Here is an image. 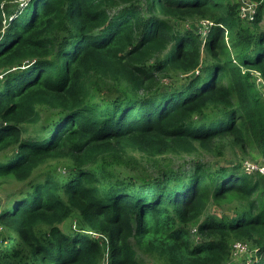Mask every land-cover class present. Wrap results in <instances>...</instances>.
I'll use <instances>...</instances> for the list:
<instances>
[{
    "label": "trees",
    "instance_id": "16d2710c",
    "mask_svg": "<svg viewBox=\"0 0 264 264\" xmlns=\"http://www.w3.org/2000/svg\"><path fill=\"white\" fill-rule=\"evenodd\" d=\"M250 1L252 24L232 0H0V72L18 70L0 85V184L25 185L0 210V264H234L238 243L264 264V173L202 159L234 148L264 167ZM202 21L205 37L179 26ZM142 163L153 176L109 169Z\"/></svg>",
    "mask_w": 264,
    "mask_h": 264
},
{
    "label": "rangeland",
    "instance_id": "374dc122",
    "mask_svg": "<svg viewBox=\"0 0 264 264\" xmlns=\"http://www.w3.org/2000/svg\"><path fill=\"white\" fill-rule=\"evenodd\" d=\"M23 3L21 5V8H23ZM6 17H4V22L6 23ZM211 24L209 21H202V22H191V23H180V27L183 29H193L196 31V33H202L203 32V37H205V34L207 33L209 26ZM264 24H260V26H263ZM15 71L18 70H13V71H8L6 73H1L0 74V85L3 83L4 77H6L10 73H14ZM190 78V76H176L171 79H165L164 83L167 84V87L170 86H176L179 83H183L187 81V79ZM261 83V81L259 82ZM263 93H264V87L259 86ZM168 90L170 89L169 87L167 88ZM134 156L138 158H142V155L139 153H132ZM145 161H148L150 159H145L142 158ZM202 159L205 163L209 164H217L221 167H233L235 165H240L243 168H246L247 164L250 163L251 165L257 166L259 168H263V160L262 158L254 159L253 157H249L248 155L242 153L241 150L239 149H234V148H229L225 151V154L221 157H217L216 155H208V154H202ZM152 160L151 162H153ZM176 161L182 163L183 161L181 159H176ZM174 159L171 155H166L157 158V163L155 164V169H161L163 167H167L169 165H174ZM253 163V164H252ZM143 168L139 169V166L137 165H130V166H115L113 169L109 168L117 177L118 179L124 178V176L128 175H133L137 176V174H142V173H147L150 176H153L154 170L151 169L149 166H147L145 163H142ZM68 164L67 163H62L58 165L57 170L60 172H63L67 170ZM139 169V170H138ZM245 170V169H244ZM126 174V175H125ZM25 185L24 184H19L16 182H3L0 184V210L8 203L10 195L15 192L18 193ZM24 189V188H23ZM234 206H236V202L233 203ZM233 204H223V205H212L210 206L209 213L215 214L218 217H227V216H233L234 215V209H233ZM79 220L78 219H69L66 221V223L63 225V228L66 231H77L79 228ZM4 236L7 237L8 234L4 233ZM98 239L105 241V238L103 236L98 235ZM198 239V238H196ZM243 250V246L240 245V243L234 245L233 250H232V262L234 264H245L247 262V259L249 260L254 256L253 253H250L249 247H246L245 250ZM140 257L143 259L145 264H157L153 260L148 259L144 255L139 254ZM103 264H108V260H106Z\"/></svg>",
    "mask_w": 264,
    "mask_h": 264
},
{
    "label": "built area",
    "instance_id": "2783aa9c",
    "mask_svg": "<svg viewBox=\"0 0 264 264\" xmlns=\"http://www.w3.org/2000/svg\"><path fill=\"white\" fill-rule=\"evenodd\" d=\"M239 5H241V18L246 24H251L256 18L257 5L250 0H235ZM261 81V79H259ZM253 164V163H252ZM260 167V166H259ZM257 166L247 164L245 171L254 172L260 171L264 173V167L259 168Z\"/></svg>",
    "mask_w": 264,
    "mask_h": 264
},
{
    "label": "bare ground",
    "instance_id": "6f19581e",
    "mask_svg": "<svg viewBox=\"0 0 264 264\" xmlns=\"http://www.w3.org/2000/svg\"><path fill=\"white\" fill-rule=\"evenodd\" d=\"M232 2H233L234 4H237V5L239 6V9H240V17H241V5H239L237 2H235V0H232ZM241 20H242V18H241Z\"/></svg>",
    "mask_w": 264,
    "mask_h": 264
},
{
    "label": "clouds",
    "instance_id": "9594fccd",
    "mask_svg": "<svg viewBox=\"0 0 264 264\" xmlns=\"http://www.w3.org/2000/svg\"><path fill=\"white\" fill-rule=\"evenodd\" d=\"M254 3V2H253ZM256 4V3H255ZM258 6V4H256ZM257 12V11H256ZM256 19V18H255ZM211 24V23H210ZM252 24V23H251Z\"/></svg>",
    "mask_w": 264,
    "mask_h": 264
}]
</instances>
